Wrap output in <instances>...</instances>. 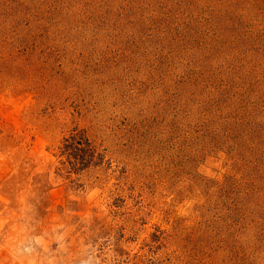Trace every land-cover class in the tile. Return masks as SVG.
Wrapping results in <instances>:
<instances>
[{
  "label": "rangeland",
  "instance_id": "374dc122",
  "mask_svg": "<svg viewBox=\"0 0 264 264\" xmlns=\"http://www.w3.org/2000/svg\"><path fill=\"white\" fill-rule=\"evenodd\" d=\"M0 264H264V0H0Z\"/></svg>",
  "mask_w": 264,
  "mask_h": 264
}]
</instances>
